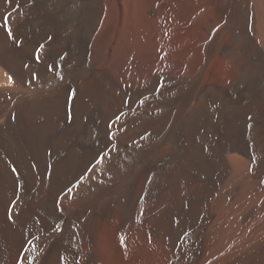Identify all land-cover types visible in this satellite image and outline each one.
Returning a JSON list of instances; mask_svg holds the SVG:
<instances>
[{"label": "bare ground", "instance_id": "bare-ground-1", "mask_svg": "<svg viewBox=\"0 0 264 264\" xmlns=\"http://www.w3.org/2000/svg\"><path fill=\"white\" fill-rule=\"evenodd\" d=\"M21 260L264 264V0H0V264Z\"/></svg>", "mask_w": 264, "mask_h": 264}, {"label": "snow or ice", "instance_id": "snow-or-ice-1", "mask_svg": "<svg viewBox=\"0 0 264 264\" xmlns=\"http://www.w3.org/2000/svg\"><path fill=\"white\" fill-rule=\"evenodd\" d=\"M5 2H6V3H10V0H5ZM17 7H18V6H17ZM6 19H7V18H6ZM4 26H5V28H6V31L8 32L9 37H10V38H14V37H12V32H11V27H10V25L7 24V23H5ZM48 39L51 40V37H48ZM43 52H44V45H43V44L38 45V46H37V49H36V51H35V55H34V58H35V60H36L37 63L41 62V60H42V56H41V54H42ZM48 55H49L50 57L53 58V63H54V62H55V56H54V54L49 53ZM60 59H63V56H61ZM49 70H50V71L53 70V66H52V65H49ZM8 79H9L10 82L12 81V77H11V76H9ZM69 96H70V99H71L72 97H74V96H75V90H72V91L70 92ZM249 119H251V117H249ZM112 135H113V134L110 132V133H109V136L112 137ZM97 162H98V163H103V162H104V157H103V155L97 157ZM13 171H15V169H13ZM68 192H71V188L68 189ZM26 258H27V257H24V259H26ZM21 264H23V260H21Z\"/></svg>", "mask_w": 264, "mask_h": 264}, {"label": "rangeland", "instance_id": "rangeland-1", "mask_svg": "<svg viewBox=\"0 0 264 264\" xmlns=\"http://www.w3.org/2000/svg\"><path fill=\"white\" fill-rule=\"evenodd\" d=\"M129 63H130V62H129ZM129 63H128V64H129ZM131 63H133L134 65H133V64L131 65ZM131 63H130L129 65H128V64L123 65L124 67L122 66V71H123L124 73L134 72L135 70L138 71L139 68L141 69V64H140V63H138V62L135 63V62H133V61H132ZM127 65H128V67H127ZM136 65H137V68H135ZM125 66H126V68H125ZM129 66H130V67H129ZM131 66H132V69H133V70L130 69ZM133 66H135V67L133 68ZM138 67H139V68H138ZM128 68L131 70L130 72H129V70H127ZM137 69H138V70H137Z\"/></svg>", "mask_w": 264, "mask_h": 264}]
</instances>
